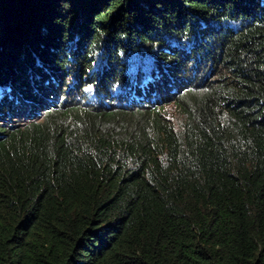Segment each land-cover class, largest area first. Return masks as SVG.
Here are the masks:
<instances>
[{
	"label": "trees",
	"instance_id": "trees-1",
	"mask_svg": "<svg viewBox=\"0 0 264 264\" xmlns=\"http://www.w3.org/2000/svg\"><path fill=\"white\" fill-rule=\"evenodd\" d=\"M0 264H264V0H0Z\"/></svg>",
	"mask_w": 264,
	"mask_h": 264
},
{
	"label": "rangeland",
	"instance_id": "rangeland-1",
	"mask_svg": "<svg viewBox=\"0 0 264 264\" xmlns=\"http://www.w3.org/2000/svg\"><path fill=\"white\" fill-rule=\"evenodd\" d=\"M166 109L168 110V113L170 114L173 110V107L172 105H170V106H167Z\"/></svg>",
	"mask_w": 264,
	"mask_h": 264
}]
</instances>
